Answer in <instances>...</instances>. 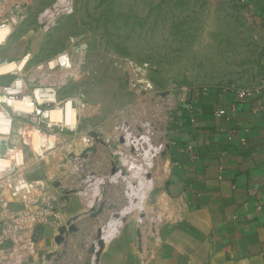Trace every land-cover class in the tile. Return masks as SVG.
I'll use <instances>...</instances> for the list:
<instances>
[{"label": "rangeland", "instance_id": "374dc122", "mask_svg": "<svg viewBox=\"0 0 264 264\" xmlns=\"http://www.w3.org/2000/svg\"><path fill=\"white\" fill-rule=\"evenodd\" d=\"M263 20L250 0H0V25L11 26L0 43V65L27 58L21 70L0 75V95L4 87L21 80L24 95L55 89L52 103L39 106L41 110L64 109L71 101L73 124L36 116L53 120L47 130L56 144L47 157L53 168L65 166V149H71L67 134H109L110 145L98 143L86 156L69 159H74V170L89 165L103 184L113 169L120 170L115 195L107 187L105 195L100 191L96 196L100 203H105L104 196H115L119 213L125 197L138 201L149 193L150 201L157 196L167 168L164 155L169 157L172 113L182 100L201 89H256ZM53 60L57 61L51 65ZM128 60L149 67L146 77L155 88L143 90ZM6 106L13 116V106ZM14 120L19 127L22 118ZM32 134L27 141L37 149L39 135ZM30 146L23 151L26 175L45 164L38 158L43 162L30 165ZM105 149L107 154L115 150V156L91 160L92 154ZM18 157L22 160L21 152ZM86 180L94 193L92 178ZM93 188L97 191V184ZM81 189H70V194ZM76 225L79 229L67 234L64 242L58 244L54 238L51 248H41L25 264H97L104 241L94 252L92 237L100 234L99 221L84 218Z\"/></svg>", "mask_w": 264, "mask_h": 264}, {"label": "crops", "instance_id": "0c3cea01", "mask_svg": "<svg viewBox=\"0 0 264 264\" xmlns=\"http://www.w3.org/2000/svg\"><path fill=\"white\" fill-rule=\"evenodd\" d=\"M250 1L264 19V0ZM258 57L256 89L249 94L201 89L174 109L167 168L150 201L149 193L138 201L125 197L123 211L117 213L115 196H104L103 212L92 217L87 210L101 204L96 196L100 191L105 195L107 187L115 195L119 174L108 175L103 184L89 165L72 169L71 149L64 152L66 163L60 168L49 164L51 152L33 155L30 165L38 158L45 164L28 177L50 178L54 204L51 222L37 227L41 248H51L61 221L78 215V220L99 221L100 234L92 237L94 252L104 241L97 264H264V46ZM80 135L67 134L70 147L81 146ZM107 138L112 142L109 134ZM112 155L115 150H100L91 160ZM86 178H92L97 191L92 187L90 192ZM70 189L81 191L67 194Z\"/></svg>", "mask_w": 264, "mask_h": 264}, {"label": "built area", "instance_id": "2783aa9c", "mask_svg": "<svg viewBox=\"0 0 264 264\" xmlns=\"http://www.w3.org/2000/svg\"><path fill=\"white\" fill-rule=\"evenodd\" d=\"M128 62L135 70L137 83L144 91L151 89L148 83L150 80L146 77L149 67L140 66L132 60ZM22 86V82L19 84L16 80L11 86L4 87L5 94L12 99L30 98L35 104L31 112L14 109L12 116L6 106L9 103L2 97L4 94L0 95V112L7 114L10 118L7 122L9 130L4 131L0 128V161L3 162L0 166V264H25L40 254L41 243L37 227L40 224L51 222L49 216L54 208L50 193L52 188L50 178H29L23 173L22 166L25 157L27 158V155L23 156V151L25 146H30L27 140L32 138V132L45 136L37 149L33 146L29 147L33 149H30L33 155H42L55 148L47 141L48 126L53 120H41L42 118L38 120L36 117L39 115L45 119H52L50 110H41L39 106H49L52 103L55 89H38L32 97L23 94ZM10 88L13 90L10 91ZM38 91L42 92V100L37 95ZM249 93L250 91H244L241 96ZM14 117L22 118L18 120L21 123L19 127L15 125ZM80 137L81 146L71 147V150L77 154L94 143L90 135ZM19 152L22 153V160L18 157ZM40 202L43 203L42 207L36 209L35 206Z\"/></svg>", "mask_w": 264, "mask_h": 264}, {"label": "bare ground", "instance_id": "6f19581e", "mask_svg": "<svg viewBox=\"0 0 264 264\" xmlns=\"http://www.w3.org/2000/svg\"><path fill=\"white\" fill-rule=\"evenodd\" d=\"M10 27H11L10 24L1 23V25H0V43L2 40H5V38L8 37L7 35L9 34V32L11 30ZM61 58L64 59V57H61ZM57 60H59V59H57ZM57 60H53L51 62V65H54ZM26 62H27V58H23L21 61H10V62L8 61V62L0 65V75L7 74V73L14 71V70H21L25 66ZM20 81L21 80H19V84L21 83ZM148 83L150 84L152 89L155 88V86L152 83H150V82H148ZM9 90L12 91L13 89L10 88ZM174 94H178V93H174ZM37 95L39 96L40 100H42V96H43L42 92L38 91ZM2 97L10 105H12L14 107V109H16V110H25V111L31 112L35 108V104L28 97L27 98L26 97L20 98V99H12L10 96H8L6 94H4ZM49 113H50V117L52 119H57V120L64 119L69 124H73L76 121V112H75V109H74L71 101H69L67 103V105L65 106L64 109L58 107V108L50 110ZM8 120H10V118L7 116V114L0 112V128L3 129L4 131L9 130V127L7 126ZM99 133H102V132H99ZM34 134H38V133L34 132ZM38 135H39L38 137L35 135L37 137V138L35 137V141L38 142L37 144L39 145L40 142L43 141L45 136L40 135V134H38ZM102 135L104 138V143H102V142H99V143L103 144L105 146L110 145V143H111L110 139L106 138L103 133H102ZM47 141H49L52 144V146H55V140L53 138L48 137ZM33 142H34V140H33ZM34 144H35V142H34ZM35 146L37 147L36 144H35ZM93 151L94 150H90L88 152H93ZM74 155H77V154H74ZM164 160H165V163H168V158L166 155H164ZM1 165H3L2 161H0V166ZM119 173H120V170H117L116 172L112 173V175L116 176ZM163 173L165 174V172H163Z\"/></svg>", "mask_w": 264, "mask_h": 264}, {"label": "water", "instance_id": "95a60500", "mask_svg": "<svg viewBox=\"0 0 264 264\" xmlns=\"http://www.w3.org/2000/svg\"><path fill=\"white\" fill-rule=\"evenodd\" d=\"M89 135L93 137V139H94V143H93L91 146L85 148V149L80 153V155H79L80 157H84V156H86V155H87V152L90 151V150H95V149H97V143H99V142L104 143V138H103L102 133H99V132H97V131H91V132L89 133ZM112 172H113V173L116 172V169H113ZM69 193H70V191L67 192V194H69ZM103 210H104V204H103V203H101V204H99V205L95 204V205H93V206L91 207L90 212H89V213L86 212V213L89 214V215L92 216V217H96V216H98L101 212H103ZM78 218H79L78 216H74L73 218H70V219L66 222L65 225H62V226L59 227V229H58V234L55 236V241H56L58 244H60V243H62V242L65 241V238H66V235H67V234H69L70 232H76V231L79 229L78 226L76 225V222H75V221H78ZM99 254H100V252H98V257H99ZM97 261H98V258H97Z\"/></svg>", "mask_w": 264, "mask_h": 264}]
</instances>
